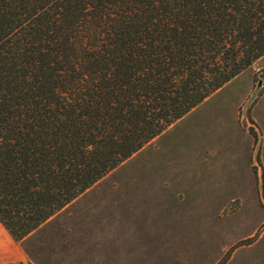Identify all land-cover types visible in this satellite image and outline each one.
<instances>
[{
	"label": "trees",
	"instance_id": "16d2710c",
	"mask_svg": "<svg viewBox=\"0 0 264 264\" xmlns=\"http://www.w3.org/2000/svg\"><path fill=\"white\" fill-rule=\"evenodd\" d=\"M262 57L264 0H0L1 224L26 239Z\"/></svg>",
	"mask_w": 264,
	"mask_h": 264
},
{
	"label": "rangeland",
	"instance_id": "374dc122",
	"mask_svg": "<svg viewBox=\"0 0 264 264\" xmlns=\"http://www.w3.org/2000/svg\"><path fill=\"white\" fill-rule=\"evenodd\" d=\"M15 243L5 264H264V57Z\"/></svg>",
	"mask_w": 264,
	"mask_h": 264
},
{
	"label": "crops",
	"instance_id": "0c3cea01",
	"mask_svg": "<svg viewBox=\"0 0 264 264\" xmlns=\"http://www.w3.org/2000/svg\"><path fill=\"white\" fill-rule=\"evenodd\" d=\"M0 241H4L0 246V264H5L9 262H13L17 260L15 252L16 250V241L11 237L8 231L4 228V226L0 222ZM12 252V254H10ZM20 258L23 260L24 255L20 254Z\"/></svg>",
	"mask_w": 264,
	"mask_h": 264
},
{
	"label": "water",
	"instance_id": "95a60500",
	"mask_svg": "<svg viewBox=\"0 0 264 264\" xmlns=\"http://www.w3.org/2000/svg\"><path fill=\"white\" fill-rule=\"evenodd\" d=\"M260 85V84H259Z\"/></svg>",
	"mask_w": 264,
	"mask_h": 264
}]
</instances>
